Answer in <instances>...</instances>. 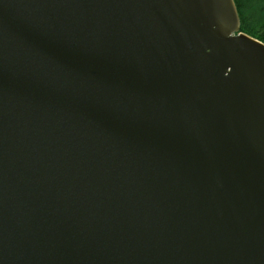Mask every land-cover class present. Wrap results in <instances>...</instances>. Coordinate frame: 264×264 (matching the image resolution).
Masks as SVG:
<instances>
[{
  "label": "water",
  "instance_id": "1",
  "mask_svg": "<svg viewBox=\"0 0 264 264\" xmlns=\"http://www.w3.org/2000/svg\"><path fill=\"white\" fill-rule=\"evenodd\" d=\"M0 264H264L235 0H0Z\"/></svg>",
  "mask_w": 264,
  "mask_h": 264
},
{
  "label": "trees",
  "instance_id": "2",
  "mask_svg": "<svg viewBox=\"0 0 264 264\" xmlns=\"http://www.w3.org/2000/svg\"><path fill=\"white\" fill-rule=\"evenodd\" d=\"M241 30L264 42V0H235Z\"/></svg>",
  "mask_w": 264,
  "mask_h": 264
}]
</instances>
